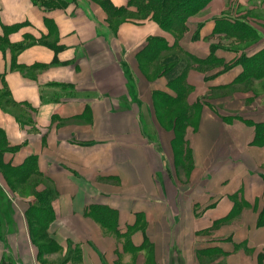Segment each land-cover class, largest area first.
Returning <instances> with one entry per match:
<instances>
[{
	"label": "crops",
	"instance_id": "crops-1",
	"mask_svg": "<svg viewBox=\"0 0 264 264\" xmlns=\"http://www.w3.org/2000/svg\"><path fill=\"white\" fill-rule=\"evenodd\" d=\"M237 2L174 34L129 0H0V264H264V21Z\"/></svg>",
	"mask_w": 264,
	"mask_h": 264
},
{
	"label": "trees",
	"instance_id": "trees-1",
	"mask_svg": "<svg viewBox=\"0 0 264 264\" xmlns=\"http://www.w3.org/2000/svg\"><path fill=\"white\" fill-rule=\"evenodd\" d=\"M41 1V2H39ZM211 0H129V5L133 6L138 14H144L151 16L163 30L174 34H182L186 30L187 20L198 14ZM35 4L42 7H56L60 0H33ZM109 11L115 15H120L123 13L124 9H116L109 6ZM221 30L227 33H233L235 35L243 36L244 38H255L254 31L249 28L244 23H238L237 20H232L227 23H221ZM234 31L230 30L233 27ZM239 32V34L237 33ZM241 36V37H242ZM258 57L253 59L258 61ZM11 106L14 105L10 103ZM88 214L95 218L102 224L109 227H116L117 217L115 211L109 208L101 207L100 212L93 213L89 210ZM113 231L118 235L119 231L113 229Z\"/></svg>",
	"mask_w": 264,
	"mask_h": 264
},
{
	"label": "rangeland",
	"instance_id": "rangeland-1",
	"mask_svg": "<svg viewBox=\"0 0 264 264\" xmlns=\"http://www.w3.org/2000/svg\"><path fill=\"white\" fill-rule=\"evenodd\" d=\"M228 1V0H227ZM238 2L229 6V8H231V11H233V13L235 12V9L237 8L239 11L240 10H244L246 12V14L252 18L255 19H262L264 21V0H237ZM244 2L245 4H247V6H244ZM246 8V10H245ZM135 15H133L134 17ZM136 16L142 17L144 16V14H137ZM234 17L236 18V15H234ZM222 25V24H221ZM230 27V30L234 31V28ZM239 34V32H237ZM238 36V37H237ZM242 36V35H241ZM239 35H236L234 38H236L235 40H226V39H222L220 42L221 46L224 47H229V48H233V49H242L243 44H248L247 41L243 40L242 41V37ZM254 36L255 38H251L252 40H256V36L257 33L254 32ZM233 91L235 93H239L241 92L242 86L240 83H238V85H234L233 87ZM225 92L221 91L219 94L221 95H225ZM0 106H5L7 105V101H5V98L3 96H0ZM241 105V102H235V106ZM9 106V104L7 105ZM5 192V191H4ZM0 193L3 194V190L0 188Z\"/></svg>",
	"mask_w": 264,
	"mask_h": 264
}]
</instances>
